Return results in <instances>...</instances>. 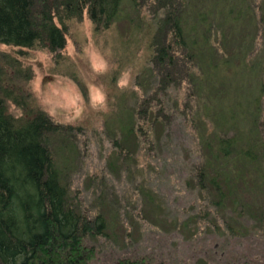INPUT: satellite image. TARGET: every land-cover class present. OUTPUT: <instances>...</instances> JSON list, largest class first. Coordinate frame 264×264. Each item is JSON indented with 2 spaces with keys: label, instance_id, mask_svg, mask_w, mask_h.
Masks as SVG:
<instances>
[{
  "label": "trees",
  "instance_id": "obj_1",
  "mask_svg": "<svg viewBox=\"0 0 264 264\" xmlns=\"http://www.w3.org/2000/svg\"><path fill=\"white\" fill-rule=\"evenodd\" d=\"M124 1L0 0V43L17 48L19 54L25 48L58 54L65 48L71 21L79 22L86 14L96 29L103 30L112 25ZM129 2L144 10L153 25L142 64L149 80L121 133L132 134L139 149L150 154L156 148V128L166 136L170 133L169 99H175L176 109L191 126L198 153L189 172L193 187L219 213L229 207L236 216L251 214L253 207L242 200L238 188L247 178L264 186V123L258 116L264 91V40L259 43L253 36L249 42L239 41L242 51L234 57L238 64L232 72L234 76L246 72L241 79L256 72L258 94L249 98L244 90L241 94L235 90L231 99L237 106L243 98L246 108L242 114L236 110V115L225 116L216 108L223 98L215 81L234 64L230 20L217 23L214 13L212 19L207 17L209 10L194 11L195 0ZM21 62L0 52V264H91L96 249L86 239L104 234L105 217L96 212L90 218L71 202L53 148V142L63 143L82 127L55 120L35 103L27 88L32 71ZM142 84L136 75L137 94ZM117 136L112 157L128 167L135 156ZM259 204L257 223L264 230V199ZM113 264L150 263L148 257L124 256Z\"/></svg>",
  "mask_w": 264,
  "mask_h": 264
},
{
  "label": "rangeland",
  "instance_id": "obj_2",
  "mask_svg": "<svg viewBox=\"0 0 264 264\" xmlns=\"http://www.w3.org/2000/svg\"><path fill=\"white\" fill-rule=\"evenodd\" d=\"M195 3L194 11L209 10L207 17L212 19L214 13L217 23L230 20L234 64L215 81L223 98L215 104L225 116L236 115V110L242 114L243 98L236 106L232 93L244 90L251 98L258 94L260 80L256 72L246 79H241L246 72L234 76V57L242 51V39L264 40V0ZM152 25L144 10L125 0L112 25L103 30L86 14L79 22L71 21L65 48L58 54L41 48H25L19 54L17 48L0 43V52L15 55L32 71L27 88L35 103L55 120L82 127L63 143L53 142V148L71 202L90 218L96 212L105 217L104 234L86 239L96 249L91 264H113L124 256L148 257L150 264H264V230L257 223L264 186L249 178L245 186L239 184L242 200L253 207L251 214L236 216L229 207L216 211L193 187L189 172L198 153L191 126L176 109L175 99H169L170 133L166 136L156 128V148L150 154L139 149L132 134L125 137L120 131L149 80L142 64ZM136 75L143 82L139 94L133 86ZM259 99V122L264 123V91ZM117 135L135 156L128 167L112 157Z\"/></svg>",
  "mask_w": 264,
  "mask_h": 264
}]
</instances>
